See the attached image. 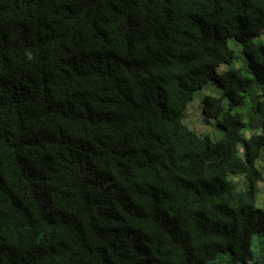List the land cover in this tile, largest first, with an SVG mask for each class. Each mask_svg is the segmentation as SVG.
Instances as JSON below:
<instances>
[{"label":"trees","instance_id":"16d2710c","mask_svg":"<svg viewBox=\"0 0 264 264\" xmlns=\"http://www.w3.org/2000/svg\"><path fill=\"white\" fill-rule=\"evenodd\" d=\"M263 33L264 0H0V264H257Z\"/></svg>","mask_w":264,"mask_h":264},{"label":"rangeland","instance_id":"374dc122","mask_svg":"<svg viewBox=\"0 0 264 264\" xmlns=\"http://www.w3.org/2000/svg\"><path fill=\"white\" fill-rule=\"evenodd\" d=\"M258 44L264 45V33L255 39ZM229 46L237 55L233 66L236 68L244 67L248 64V57L243 52L242 45L235 39H229ZM227 69V66L222 65L218 71L221 73ZM221 89L216 84H209L201 91L195 94V98L189 103L187 110L184 113V123L188 125L196 133L208 136L212 140H219L223 136V130L218 126L217 120L207 119L202 113V99L205 96H218L221 94ZM253 135L249 130L245 131V138H250ZM239 151L244 152L243 144L240 145ZM257 166L263 172V181L257 184L255 189L257 206L264 209V155L257 161ZM229 178L233 180L240 190H249L250 184L243 174L229 173ZM252 250L254 253L253 261L257 264H264V233L256 234L252 242ZM222 260H230V254L221 256Z\"/></svg>","mask_w":264,"mask_h":264}]
</instances>
